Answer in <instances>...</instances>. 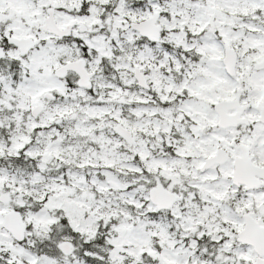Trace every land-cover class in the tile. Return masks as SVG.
Listing matches in <instances>:
<instances>
[{
    "label": "snow or ice",
    "instance_id": "obj_1",
    "mask_svg": "<svg viewBox=\"0 0 264 264\" xmlns=\"http://www.w3.org/2000/svg\"><path fill=\"white\" fill-rule=\"evenodd\" d=\"M0 264H264V0H0Z\"/></svg>",
    "mask_w": 264,
    "mask_h": 264
}]
</instances>
